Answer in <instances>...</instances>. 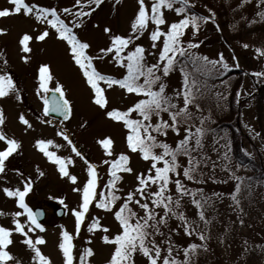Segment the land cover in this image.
<instances>
[{
	"label": "rangeland",
	"instance_id": "1",
	"mask_svg": "<svg viewBox=\"0 0 264 264\" xmlns=\"http://www.w3.org/2000/svg\"><path fill=\"white\" fill-rule=\"evenodd\" d=\"M238 1L232 0V3L238 4L241 10L245 8V12L249 13V18L264 19V16L261 15V13H264V2L258 4L257 0H246L241 5V2L237 3ZM26 2L57 7L58 10L64 7H71L73 12L61 13V18L65 19L69 24L72 23L71 17L75 14V8L80 7V5L76 4L75 0H26ZM152 2L153 0H145L146 10L149 15L151 14L150 5ZM201 2V0H195L191 4L196 9L209 14L207 8ZM11 6L10 0H0V7ZM91 7L93 9L92 12L84 18H80L82 23L73 30L77 32L79 38L89 43L90 47L85 51L93 58V64L97 70L104 74L120 77L126 69L116 65L111 54L102 53L99 49L109 46L111 42L110 37L113 34H130L131 20L134 18L135 11L138 10V0H101L99 5L93 4ZM174 9L175 7L168 9L162 6L161 10L164 19L171 22L187 14L176 13ZM209 22L205 21L203 24H198V34L194 39L199 40V44L194 47L193 51L199 52L201 55H207L210 59L216 58L217 60V54L223 52L226 62L231 65L230 69L233 70L239 65L245 72L234 73L232 71L231 74L232 77L240 74V84L237 87V92L239 90V95H237L240 98H245L254 92L260 91L264 84V75H257L255 73H264V51L257 53L255 49L257 47L264 49V39L259 41V37L252 35L250 39L253 37L257 41L251 40L247 42L243 40L234 43L239 46L237 54L240 63L234 64L231 53L219 45L215 36L211 34L206 35L211 24ZM45 26L49 27L50 34L43 40H36L35 36L38 35V30H42ZM105 26L110 28V32L106 33L104 31ZM0 27L6 29V32L0 33V70L7 72L12 77L15 86L14 89L9 90L4 96H0V112L3 113L4 117L3 123H0V131L7 137L15 138L19 141V146L16 150L6 157L5 169L0 171V226L14 228V224L12 223L14 217L12 214L15 212L23 213V210L15 203L16 198L7 196L3 191V187L23 188L24 183L30 178L32 186L30 191L25 194V200L31 208L35 205H42L46 210V216L42 221H39L44 225V229H37L36 232H31L26 228V231H28L29 236L36 243V246L41 249L42 254L49 258V264H63V253L58 246L60 240L59 233L62 230L61 226H63V230H67L72 234L74 264H81L80 253L85 247L93 249V253L84 258L85 264H103L104 260L110 256L114 244L104 242L100 237L103 234H114L118 230V221L115 219L113 211L122 202L121 199H118L113 204L112 209H100L95 204V199H99V189L106 186L109 175L107 172L109 162L120 152H124L130 158L128 164L134 171L129 173L121 169L118 173L122 176V179L117 181L116 190L123 197L127 191L135 190L134 186L137 182L136 174L145 172L150 167V161L142 159L138 152L128 149L126 144L127 129L123 122H118L114 118L107 117L104 109L90 99V96L93 94L91 88L87 84L86 78L83 77L79 66L70 58V53L67 51V42L56 36L55 30L50 25H47L46 21L43 23L35 21L33 15H24L21 12L0 17ZM153 27V22L149 20L145 31L137 35L134 43L142 44L151 51L149 32ZM24 32H28L32 37L28 42V51H25L24 47L19 43V38ZM183 38L185 40L193 39L190 25L186 28V35ZM245 44L248 47H244ZM133 46L129 45L128 47L131 48ZM154 51L158 53L159 48ZM24 56H27L28 59L25 60ZM156 58V56L150 55L147 57V61L153 62ZM44 63L49 65L51 73V77L47 82L48 89H54L56 82L59 81L65 97L71 102V116L66 121L52 119L43 116L41 113L44 102L40 99V96H45L46 91L39 89L38 76L39 66ZM221 71L224 70L221 68ZM164 80L167 84L166 92L168 93L173 92L174 89L181 88L182 77L174 70L170 71L164 77ZM99 83L106 96L107 108H125L133 99V97L125 94V90L120 85L107 84L104 81H100ZM219 88L222 93H225V84L220 83ZM37 89H39V93ZM220 95L221 99L219 97L216 99L222 104L224 98L222 97L223 94ZM215 102L219 104L217 101ZM202 111L205 114L213 113L204 109ZM254 111L255 104L241 108L240 126L254 142V146L260 153L262 163L264 164V148L262 149L255 126ZM20 114H23L30 122L29 125H25L19 120ZM132 115L135 116V113ZM49 121L51 122L49 123ZM195 121L199 120L196 119ZM184 128V126H181L179 136L169 130L166 137L160 135L158 138L165 140L173 147L176 140L182 138ZM58 131L65 132L68 140H71L72 143H69L64 137L58 135ZM105 136L110 137L112 141L110 145L112 155L106 154L102 145L98 143V140ZM38 138L53 140L54 143L47 146L48 149L57 155L67 158L65 160V167L69 174L77 176L78 180L76 182L59 175L55 161H49L43 151L35 145V140ZM212 141L213 135L209 138L207 136L205 142L202 141L203 148L205 149L202 148L190 154L196 157L197 160H201L200 166H198L199 164H193V167L198 166V170L194 173L195 179L184 177L183 168L189 166V160L183 153H178L177 155L178 167L175 172L170 173V184L165 195L169 192L173 194L174 198L176 195H180L182 210L179 211L183 212L187 219L192 218L195 226L189 224L190 234H185L183 222L177 217L173 218L169 215L167 227L162 226L163 235L160 234L158 239L155 238L161 245V254L167 253L166 250L169 247V243L166 242V237L173 228L179 229L171 235V247L175 251L179 250L178 248L185 242L179 240H185L187 236L198 238V227L195 228L196 225L201 226L200 229H205V223L213 221L227 228L229 224L234 222L240 225V232H244L245 234L244 239L240 243L243 249L238 244L233 250L234 252L229 256L227 253L226 257L227 260L233 259L235 262H239L236 258H240L241 254L247 251L248 247L250 249L256 240L255 238H258L261 235L260 233L264 231V180L260 182L256 181L247 189L244 188L246 184H243L239 190L240 192L246 190L241 194V199L230 200L229 197L233 199L231 195L232 190L227 192V189L231 168L237 169L235 173H242L243 170L235 166L231 156L227 161L228 167H224L222 161L216 158L218 153L212 151ZM190 142L194 144V138L190 139ZM224 143H226L225 138L220 144L221 151H223ZM5 145L6 141L0 140V147ZM73 146L76 147L77 151H73ZM243 147L247 153H252L251 145L248 141H243ZM154 150L157 152L161 151L159 147ZM200 152H204L207 157H210L206 164L203 162ZM101 161L105 162L101 163ZM88 162H92L97 166V189L94 200L90 202L89 210L86 211L85 219L82 220L81 227L77 232L75 217L71 210L73 208L78 209L81 203V193L74 189L82 187L83 182L87 179ZM214 164L216 165L215 167H213ZM37 169L40 171L38 172ZM40 173H43V175ZM176 179H179L182 185L188 189L195 188V186L206 189L209 187V184H211V188L216 185L222 187V192L226 196L213 211L206 209L204 213L207 222L205 219L200 218L198 214H195L197 211L195 205L192 204V200L201 199L202 195L209 198L212 197L211 188L207 190L208 193L199 189L197 191L199 194L197 192L195 194H180L177 192L175 186ZM147 183L149 185L148 192L157 189V186L152 184V182ZM246 193H251V197L246 198ZM54 197H62L63 203ZM218 197L220 198V196ZM237 201L244 204L240 203L237 206ZM57 205L64 206V214L60 217H56L53 212V208ZM131 207L142 214V210L134 202L131 203ZM239 207L241 210L235 211L234 208ZM158 210L159 213H163L162 207ZM198 211L200 212L201 209L198 208ZM93 214L100 217L99 222L101 224L109 226L107 233L102 229L94 230L91 233L88 231L87 225L91 221ZM15 218L23 221L26 219V214ZM192 228H195L196 232H192ZM38 235L44 239L36 241V236ZM88 236H91V240L86 239ZM10 237L12 242L6 246V249L13 254L15 259H19L21 264H39V262L32 260L33 250L24 242V235L22 233L12 232L10 233ZM133 260L134 264H148L147 258L139 251L133 255ZM244 264L246 263L244 262Z\"/></svg>",
	"mask_w": 264,
	"mask_h": 264
},
{
	"label": "snow or ice",
	"instance_id": "2",
	"mask_svg": "<svg viewBox=\"0 0 264 264\" xmlns=\"http://www.w3.org/2000/svg\"><path fill=\"white\" fill-rule=\"evenodd\" d=\"M75 2L80 7L75 8V14L71 17V24L61 18V13L73 12L71 7H64L58 10L57 7L42 6L35 2L28 3L26 0H10L11 7H0V17L22 12L24 15H33L35 21H40L41 23L46 21L47 25H50L55 30L56 36L67 42V51L70 53V58L79 66L83 77L86 78V82L91 88L93 94L90 99L104 109L107 117L123 122L127 129L126 144L128 149L138 152L142 159L150 161V167L145 172L136 174L135 190L127 191L123 197L116 190L117 181L122 179V176L118 173L121 169L129 173L134 171L128 164L130 158L124 152H120L109 162V167L107 168L109 175L106 186L99 189V199H95V204L100 209H112L113 204L118 199H121L122 202L113 211V215L118 221V230L114 234H103L100 237L102 241L114 244L110 256L104 260L103 264H134L133 255L137 251L147 258L148 264H184V261L190 262V249L195 250L197 247L194 243H188L187 246L183 247V252L185 253L183 261L177 260L173 256L171 235L179 229L173 228L169 231L166 237L169 247L166 250L167 254L162 259V248L160 243L156 241L155 236L157 233L163 235L162 226L167 227L169 215L181 220L184 224V233L190 234L188 219L183 212L177 210L180 206V195H176L175 198L170 192L165 195L170 184V173L175 172L178 167L177 153H183L188 157L189 166L183 168V175L190 179L196 178L194 175L196 169L193 164L201 163V160H197L196 157L190 154L203 148L202 137L205 133H213L212 151L218 153L216 158L222 161L224 167H228L227 161L231 156V142L224 143L223 151L220 150V144L224 137L218 130L206 126L208 122L212 121V116L210 113H203L201 105L197 103V99L207 90L206 86L203 90L201 88L204 82L196 78H189L192 75L189 71V65L205 76H218L221 68L226 71L231 66L226 62L223 52L217 54V60L193 51L194 47L199 44V40L194 39L198 34V22L214 21L215 13L211 8H207V12L210 15L189 11L188 6L190 3H194L195 0H153L150 5L151 14L149 15L146 10L145 0H138V10L135 11L134 18L131 20L130 34H113L110 37L109 46L99 49L102 53L111 54L115 64L126 69L122 76L117 77L97 70L93 64V58L85 51L90 47L89 43L79 38L77 32L73 30L82 23L80 18H84L92 12L91 5H99L101 0H75ZM176 2H178L179 6L175 7V12L180 14L187 12V14L169 22L164 19L161 8L164 6L168 9H173ZM245 2L246 0H241V5ZM262 2L264 0H257L258 4ZM261 15L264 16V13H261ZM149 20L154 24L153 29L149 32L151 51L142 44L134 43L137 35L145 31ZM189 25L192 29L193 39L185 40L183 37L186 35V28ZM104 31L106 33L110 32V28L105 26ZM4 32H6V29L0 27V33ZM49 34V27L45 26L42 30H38V35L35 36V39L43 40ZM31 39L32 37L28 32H24L20 36L19 43L24 47L25 51L29 50L28 42ZM129 45L134 46L129 48ZM244 47H248V45L245 44ZM157 48H159L158 53L154 51ZM255 51L260 53L264 49L257 47ZM150 55L157 58L153 62H148L147 57ZM24 59L27 60L28 57L24 56ZM177 65L180 66L179 70L182 74L183 86L168 93L166 92L167 84L164 77L174 70ZM253 71L255 72V70ZM255 74L264 75V73ZM50 77L49 65L46 63L41 64L38 76L39 89L49 90L47 82ZM100 81L122 86L125 94L133 97L129 105L125 108H107L106 96L99 83ZM193 85H196V87H193ZM14 87L12 77L7 72L0 70V96H4ZM39 89H37L38 93ZM51 91L59 95L40 96V99L44 102V111H55L67 119L71 114L72 106L71 102L65 97L61 83L57 81L55 88L51 89ZM181 94L182 104L179 102ZM237 94L239 95V90ZM189 105H194L198 111L190 110ZM133 113H135V116L132 115ZM163 113H167V119L162 115ZM194 117L200 121L199 126H196L194 130L191 127H185V134L182 138L176 140L175 147L158 138L160 135L166 137L169 130L179 136L181 125H190ZM3 119V113L0 112V123H3ZM19 120L25 125L30 124L23 114H20ZM58 135L68 140L65 132L58 131ZM192 138H194V144L190 143ZM0 140L6 141V145L0 147V171H3L6 157L16 150L19 146V141L15 138L7 137L2 131H0ZM68 142L72 143L71 140H68ZM53 143L51 139L38 138L35 140V145L43 151L47 159L55 161L59 175L76 182L78 180L77 176L69 174L65 167L67 158L57 155L48 149L47 146ZM98 143L102 145L106 154L112 155L110 137L100 138ZM157 147L161 149L160 152L154 150ZM73 151H77L75 146H73ZM200 155L206 164L210 157H207L204 152H200ZM247 155L251 156L252 153H247ZM104 162L101 161V163ZM215 166L214 164L213 167ZM237 167H239V164ZM37 171L39 172L40 170L37 169ZM40 174L43 175V173ZM97 179L96 164L88 162L87 179L83 182L82 187L74 189L81 193V203L78 209L73 208L71 210L75 217L77 232L81 227L82 220L85 219L86 211L89 210L90 202L94 200ZM147 182L155 184L157 189L148 192L149 185ZM31 186L32 182L29 178L24 183L23 188L3 187V191L7 196L16 198L15 203L23 210V213L15 212L12 214L14 217L12 221L14 228L0 226V264H21V261L15 259L13 254L6 249V246L12 242L10 237L12 232L24 235V242L33 250L32 260L34 262L49 264V258L42 254L41 249L36 246V243L28 234V231L36 232L37 229H44V225L37 220V216L41 214L40 210L36 209L34 211L25 200V194L30 191ZM175 186L180 194H195L198 191L195 188L188 189L184 187L179 179H176ZM238 187L239 185H237ZM231 195L235 198L236 192ZM54 198L59 199L63 203L62 197ZM173 199H175V205L172 203ZM132 202L139 206L142 214L131 207ZM211 203V199L203 195L201 199L192 200V204L201 209L199 212L200 218L205 219L206 222L207 218H205V213L202 209L205 204ZM160 207L163 208V214L158 212ZM22 214H26L25 220L21 221L15 218ZM99 221L100 217L93 214L91 221L87 225L90 233L97 229H102L105 233L108 232L109 226L101 224ZM61 227L58 246L63 253V264H74L72 234L67 230H63V226ZM26 228L28 231H26ZM191 231L196 232V229L192 228ZM197 235L201 239L204 238L199 232H197ZM43 239L42 236H36V241H42ZM86 239L91 240V236L86 237ZM203 247H206V245H203ZM92 253L93 249L91 247H85L80 253L81 264H85L84 258Z\"/></svg>",
	"mask_w": 264,
	"mask_h": 264
},
{
	"label": "trees",
	"instance_id": "3",
	"mask_svg": "<svg viewBox=\"0 0 264 264\" xmlns=\"http://www.w3.org/2000/svg\"><path fill=\"white\" fill-rule=\"evenodd\" d=\"M201 1H202L201 3L207 6L206 8H211L215 13L214 21L210 20L209 22L211 24L209 25L206 35L207 36L209 34H211L212 36L214 35L219 45L222 46L224 50H227L231 53L234 64H240L238 61V54H237V48L239 46H237L238 44L235 45L234 43H238L243 40L247 42L251 40H255L253 39V37L252 39H250L252 35L259 37V41L264 39V19L257 20V19L249 18L248 17L249 13L245 12L246 9L244 8L243 10H241L238 4L232 3V0H201ZM240 2L241 0H239L237 3ZM176 6H179L178 2L174 3V7ZM188 8L189 11H193L191 3L188 6ZM197 10L200 11L199 14L210 15L202 12L199 9ZM249 21H251V23H249ZM204 22L205 21H199L198 24H203ZM179 67L180 66L177 65L174 71L179 73L182 77ZM189 71L190 73H192V75H190L189 77L190 79L196 78L198 80L203 81L204 84L201 85L202 90L205 86L207 88V90L204 91V94L197 99V103L201 105V110L204 109L213 112L211 114L212 121L208 122L206 126L218 130L219 133L225 138L226 143L228 141L231 142V147H230L231 159L233 160L235 166L239 164V168H242L243 170L242 173H235L237 169L231 168V173L228 176L229 180H228L227 192L230 190H232V193L236 192V197L233 199L229 197V199L232 201L235 199L239 200L241 199L240 198L241 194H243V192L251 184L255 183L256 181L260 182L264 180V164L262 163L261 155L256 150L254 146L255 144L251 140L247 132H244L240 126L241 108L247 107L250 104H255V111H254L255 126L258 132L259 140L262 145V149L264 148V86L254 97L251 98V100L248 101L246 98L244 97L240 98L237 95V87L240 84V78H239L240 74L232 77L231 74L232 70L230 68H228L226 71L225 70L221 71L220 75L218 76L217 75L205 76L202 73H199L198 70H194L191 65H189ZM238 73H242V71ZM220 83L226 85L225 93L221 92L219 88ZM182 86H183V78H182L181 88ZM193 87H196V85H193ZM220 94H223L222 97L224 98L222 104L218 102V100L216 99L217 97L221 99ZM214 99L219 104H217L214 101ZM242 100L244 101L241 102ZM179 102L181 104L183 103L182 94L179 99ZM189 108L194 112L198 111L197 109H195L194 105H189ZM162 115H164L166 119L168 118L167 113H163ZM196 119L198 118L194 117L190 125H181V126L184 127L190 126L194 130V128L196 126H199L200 124V121H195ZM212 135L213 133L211 132L205 133L202 137V141L205 142L207 136L209 138ZM244 140L248 141L251 145V151H252L251 156L247 155V152L243 147ZM173 147H175V144ZM198 166H200V164ZM198 166H194L196 171L198 170ZM198 176H199V172H198ZM237 177H239V179H237ZM243 184H246L247 187L246 185H244V188L246 189L240 192L239 188ZM237 185H239L238 188ZM209 188H211V184H209V187L206 189L204 187L195 186V189L197 190L200 189V191L202 190L205 193H208L207 190ZM211 192H212L211 193L212 197L210 198L213 199V200L211 199L212 203L204 205L202 209L204 210V212H206V209L210 211L216 209L218 207V204H220L223 198L226 196V194L222 192V187H219L218 185L211 188ZM218 196H220V198ZM250 197H251V193H246V198H250ZM172 203L173 205H175V199H173ZM240 203L243 202H238L237 206H239ZM181 204H182V200H180V206L178 208V211L182 210ZM195 209L197 211L195 214L199 215V211L196 206ZM234 209L235 211L241 210L240 207ZM248 211H249V206H248ZM161 214L163 213L161 212ZM194 215L193 217L195 218ZM172 217L175 218V216ZM188 221L191 226H195L192 218L188 219ZM197 227H198V232L201 233L204 238L201 239L200 236H198V238H196L195 236H191V237L187 236L185 240H179V241H185L183 245L178 248L179 250L173 251V255L176 254L175 258L177 260L183 261L185 256V253L183 252V247L187 246L188 243H194L197 245L195 250L190 249V253H191L190 262L184 261V264H244V262L246 264H264V231L260 233L261 235L258 238H255L256 240L253 242L250 249L248 247L247 251L243 252L240 258L239 257L236 258L239 260V262H235L233 259L227 260L226 256L227 253L228 256L231 255L234 252L233 250L236 248L238 244L240 248H242L240 243L241 240L244 239L245 234L244 232H240L239 230L240 225H237L236 223L233 222L229 224L226 228L220 226L218 222L209 221L208 223H205V229H200L201 226L199 225H196L195 228ZM159 235L160 234H156L155 238L158 239ZM203 245H206V247H203ZM166 254L167 253L161 254V259Z\"/></svg>",
	"mask_w": 264,
	"mask_h": 264
},
{
	"label": "water",
	"instance_id": "4",
	"mask_svg": "<svg viewBox=\"0 0 264 264\" xmlns=\"http://www.w3.org/2000/svg\"><path fill=\"white\" fill-rule=\"evenodd\" d=\"M59 95L58 93H53L51 90H49L46 94V96H52V95ZM43 113L45 115H52L54 117H58V118H61V119H64L65 120V117L62 116L60 113H57L55 111H52V110H49L47 112L44 111V107L42 109ZM36 209H39L40 210V215L37 216V220H42L44 218V215H45V212H44V209L41 207V206H36L33 210L35 211ZM63 211H64V208L63 206H57L55 209H54V212L57 216H61L63 214Z\"/></svg>",
	"mask_w": 264,
	"mask_h": 264
}]
</instances>
